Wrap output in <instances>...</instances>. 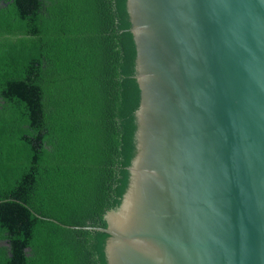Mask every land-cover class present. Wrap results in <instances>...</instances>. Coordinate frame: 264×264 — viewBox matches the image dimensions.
Masks as SVG:
<instances>
[{
    "label": "water",
    "instance_id": "obj_1",
    "mask_svg": "<svg viewBox=\"0 0 264 264\" xmlns=\"http://www.w3.org/2000/svg\"><path fill=\"white\" fill-rule=\"evenodd\" d=\"M127 8L140 87L129 187L104 225L69 227L108 233V264H264V0Z\"/></svg>",
    "mask_w": 264,
    "mask_h": 264
},
{
    "label": "trees",
    "instance_id": "obj_2",
    "mask_svg": "<svg viewBox=\"0 0 264 264\" xmlns=\"http://www.w3.org/2000/svg\"><path fill=\"white\" fill-rule=\"evenodd\" d=\"M0 264H108L140 87L127 0H0ZM40 215V216H38Z\"/></svg>",
    "mask_w": 264,
    "mask_h": 264
}]
</instances>
